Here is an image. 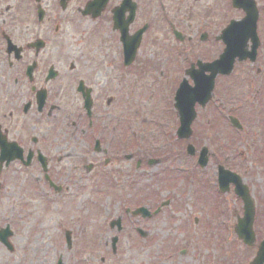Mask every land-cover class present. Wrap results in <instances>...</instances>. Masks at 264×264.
I'll list each match as a JSON object with an SVG mask.
<instances>
[{"label": "flooded vegetation", "instance_id": "1", "mask_svg": "<svg viewBox=\"0 0 264 264\" xmlns=\"http://www.w3.org/2000/svg\"><path fill=\"white\" fill-rule=\"evenodd\" d=\"M263 1L254 0L258 42L247 40L242 48L245 58L235 59L231 72L223 74L218 62L225 49L224 32L231 20L244 16L242 10H231V0H0V201L2 190L11 184L9 174H25L31 168L39 170L38 183L45 195L56 196L70 186L61 181L62 162L71 163L72 172L84 171L91 181L114 178L111 189L124 183L126 170L133 187L138 172L172 162L176 155L145 152L143 142L156 149L162 139L152 140L153 135L140 139L130 125L137 117L124 118L122 91L128 84L124 80L133 74L147 75L156 90L166 88L173 94L180 90L185 104H193L191 136L165 137L185 144V154L180 153L192 159V172L182 178L169 168L162 183L171 184L166 181L171 174L178 182L201 173L197 160L203 148L206 166L210 159L215 161L216 174L220 166L233 171L226 157L241 141L230 118L242 127L239 137L244 132L248 137L252 117L264 123ZM107 66L117 72L114 86ZM246 93L258 97L255 107L250 106L252 99L243 97ZM199 119L203 127L210 126L203 137L214 138L215 126H230L227 140L217 135L227 142L225 149L220 150L218 143L213 150L190 142ZM61 135L75 140L62 152L64 146L55 144ZM260 140L247 145L251 166L264 160ZM2 155L6 159L1 160ZM250 194L264 205L253 191ZM13 235L11 230L5 242L0 239V250L8 255L15 253Z\"/></svg>", "mask_w": 264, "mask_h": 264}, {"label": "rangeland", "instance_id": "2", "mask_svg": "<svg viewBox=\"0 0 264 264\" xmlns=\"http://www.w3.org/2000/svg\"><path fill=\"white\" fill-rule=\"evenodd\" d=\"M238 15V12L235 13V16ZM106 71L109 82L114 86L117 72L112 71L111 66H107ZM144 76L146 78L133 74L124 80V85L128 83L122 91L124 118L137 117L130 125L140 139L152 135L162 139L157 143L160 147L156 149L148 141L143 142L147 145L145 152L160 151L176 155V158L170 163L152 167L147 172H138L133 187L128 186L130 172L126 170L124 183L119 185L115 195L111 194L109 187L112 184L115 186L114 178L106 182L95 180V185L92 183L95 181H91L84 171L72 172L69 162H62L60 176L61 181L68 182L70 186L56 196L49 192L45 195L46 191L38 183L39 170L36 168L26 170L25 174H9L8 181L11 184L5 186L1 193L0 226L9 225L14 233L11 243L15 253L8 255L6 251L0 250V264H56L58 260L62 264H249L256 249L244 246L233 231L236 218L242 217V201L235 196L232 188L224 195L217 191L214 185L217 164L212 159L201 175L182 179L184 175L190 174L192 159L182 156L185 154L184 143L176 141V137L165 138L173 135L178 126L173 107L174 94L165 91L166 88L156 90V87H151L148 76ZM238 96L241 98L240 93ZM243 97H248V101L252 99L251 108L259 100L255 96L252 98L250 93ZM206 127L210 126L203 127L200 119L196 121L193 127L196 134L190 142L196 147L205 143L213 150H217L215 144L218 143L220 150L225 149L228 144L223 139L229 138L230 126L214 127V133L223 139L214 134V138L203 137ZM248 130V137L246 132L242 137H239V132H234L241 143L237 141L235 147L230 149L231 154L227 155L225 162L229 169L242 177L243 182L252 186L251 191L264 204V160L251 166L247 148L251 142L257 145L259 138L262 143L264 123L252 117ZM62 137L55 142L64 146L59 149L60 152L66 151V143L68 148L75 144V140ZM51 152L55 154L54 149ZM257 153L259 156L260 153ZM218 154L222 161V155ZM169 168L180 172L182 178L177 182V175L171 174V179L166 178V181L172 184H164L162 181H165L164 176ZM186 186H193L192 192L189 189L185 191ZM135 192L140 196H135ZM148 199L153 201V207L167 201L168 206L162 209L159 216L150 220L124 214L127 206L133 208L148 204L149 208H153L146 202ZM256 210L259 216L254 222V230L258 243L264 237V205L258 206L257 203ZM118 218H121L119 233L115 228L111 231L108 227L111 220ZM138 228L147 232L146 238L141 239L137 235ZM66 231L72 233L70 248L64 242L63 233ZM115 235L118 242L113 254L110 243ZM183 249H186L185 252L179 254Z\"/></svg>", "mask_w": 264, "mask_h": 264}, {"label": "water", "instance_id": "3", "mask_svg": "<svg viewBox=\"0 0 264 264\" xmlns=\"http://www.w3.org/2000/svg\"><path fill=\"white\" fill-rule=\"evenodd\" d=\"M100 1V0H98ZM235 3V7L237 8H242L245 13L246 16L243 19V22H245V27H243V30H247L248 35L246 37V39L248 37H252L254 38V26H255V22H256V10L254 8V6L252 5V1L250 2L249 0H234ZM126 46H128V44H125V48ZM129 47V46H128ZM127 47V49H128ZM241 48H242V44H241ZM239 48V44L238 42H236L234 39H232L231 37L229 38L228 41V45H227V49L225 50V53L221 56L220 59V63L224 64L226 62L229 63L228 66V72L231 70L232 68V63L234 60V57H238L239 60H243L245 58V56L243 55V52L240 51ZM126 54L127 51H126ZM129 58V56H128ZM221 73H223V70L221 69ZM183 96V92H178L177 97H176V108L178 110V114L180 117V124L181 126L178 129V136L179 138L182 137H189L191 134V130H190V124L193 120V118L195 117V113L193 111V104L190 103L189 106L187 105H183L181 98ZM207 97H209V94L207 95ZM206 102V101H205ZM192 153V151H190ZM205 154V151L202 153V156ZM206 163V159L202 158L201 159V164L202 166L205 165ZM232 182L233 184H235V192L238 196L241 197V199L243 200L244 203V215L242 219H238V223L235 227V232L238 236V238L240 240L243 241V243L247 246H251L254 243V235L252 232V223H253V217H254V210L251 204V201L248 198L247 192L245 190V188L241 185V182L239 180V178L235 175H232L230 173L227 172H223L221 171L219 173V186H220V190L223 192L227 191L228 188V184ZM118 226V230H120V225H119V221L116 222H112L110 224V227L113 228L114 226ZM4 235V237H2V239H5L7 234H2ZM116 239H113V245L115 243ZM264 263V241L261 242V244L259 245L258 251L256 253V257L254 258L253 262L251 264H263Z\"/></svg>", "mask_w": 264, "mask_h": 264}]
</instances>
